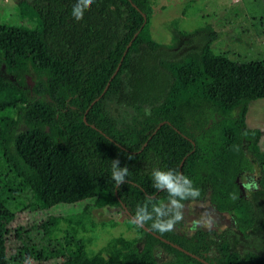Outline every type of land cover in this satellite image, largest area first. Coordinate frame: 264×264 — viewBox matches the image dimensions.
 <instances>
[{
	"label": "trees",
	"instance_id": "1",
	"mask_svg": "<svg viewBox=\"0 0 264 264\" xmlns=\"http://www.w3.org/2000/svg\"><path fill=\"white\" fill-rule=\"evenodd\" d=\"M78 2L21 0L20 21L0 23V264H8L4 236L15 216L5 195L23 194L21 211L88 202L152 215L149 232L127 216L135 237L110 238L94 254L82 240L26 250L35 263L157 264L159 251L168 257L160 264H264L256 249H231L228 231L217 240L181 231L183 207L208 198L233 214L239 232L262 230L264 241V165L251 203L236 182L256 168L261 133L246 127L245 114L264 99V61L214 54L208 25L184 33L171 24L170 43L155 42L152 0H93L76 20ZM117 159L128 169L120 186L112 179ZM155 170L179 174L178 183L188 178L200 193L181 201L182 220L164 233L152 228L171 217L152 211L169 203L167 189L154 187Z\"/></svg>",
	"mask_w": 264,
	"mask_h": 264
},
{
	"label": "rangeland",
	"instance_id": "2",
	"mask_svg": "<svg viewBox=\"0 0 264 264\" xmlns=\"http://www.w3.org/2000/svg\"><path fill=\"white\" fill-rule=\"evenodd\" d=\"M19 1L0 0V23L15 25L20 21ZM171 24L184 33L208 25L216 34L210 45L214 54L238 63L264 61V0H152L149 20L151 38L157 43L169 44ZM245 125L261 133L255 161L263 171L264 99L248 104ZM238 186L243 193L240 181ZM5 198L7 207L15 214L4 236L8 264L58 263L56 260L32 262L25 254L31 248L71 246V240H82L86 251L94 254L110 238L135 237V230L127 223L126 214L119 209H96L90 203L82 202L74 206L58 205L49 210L28 212L17 207V204L27 203L28 195L16 198L5 195ZM199 224L194 217H189L190 232ZM247 246L248 250L254 248L264 254L263 239L261 242L250 241ZM167 258L161 252H155L157 264Z\"/></svg>",
	"mask_w": 264,
	"mask_h": 264
},
{
	"label": "flooded vegetation",
	"instance_id": "3",
	"mask_svg": "<svg viewBox=\"0 0 264 264\" xmlns=\"http://www.w3.org/2000/svg\"><path fill=\"white\" fill-rule=\"evenodd\" d=\"M255 165L256 168L253 173L250 174L243 173L241 177L236 181L237 185H238V181H240L243 186V193H241L239 189L240 195L243 198L247 199L250 203L252 202L251 194H254L256 191L259 190V179L262 175V170L258 168V164L256 161H255ZM250 185H255V187H248ZM258 202L262 206L264 200L262 201L261 199H258ZM252 204L255 207L256 203L253 202ZM121 210L124 213L126 211L125 208L124 209L121 208ZM183 213L186 216V219L183 226L181 227V231L185 232L186 234H191L196 230H202L208 233L209 236H213V239L215 240L219 239V236L220 237L224 236V232L228 231L230 233L228 236L229 238L228 246L237 252H241L242 249H247L248 242L254 240L261 242L263 239L261 236L262 230L254 231L252 228L247 227L244 230V232H239L236 229L233 220V214L231 212L217 210L213 205L210 204L208 198H205L204 200L201 201L187 203L183 207ZM262 214H263V210L262 207H260L259 211L257 212L259 225H261V219H259V216ZM126 216L128 215L126 214ZM190 216L194 217L200 223L198 226H196L197 228L192 232H190L191 230L188 226ZM257 235L259 237H257ZM234 236H236L237 238L235 239ZM250 250H254V248Z\"/></svg>",
	"mask_w": 264,
	"mask_h": 264
},
{
	"label": "clouds",
	"instance_id": "4",
	"mask_svg": "<svg viewBox=\"0 0 264 264\" xmlns=\"http://www.w3.org/2000/svg\"><path fill=\"white\" fill-rule=\"evenodd\" d=\"M93 3V0H79V2L74 6L72 15L76 20H81L85 9ZM120 161L113 160L112 162V179L116 182L117 186H120L125 182V177L128 175L127 167L120 168ZM153 179L155 181L154 187L157 189L166 188L169 194V203L167 206L161 204L159 206H153L152 211L157 217H161L171 213V217L161 222L157 220L152 224V228L161 233L173 230L175 224L182 220V204L181 201L188 199L190 197H198L200 195L199 191L192 187V181L183 176L182 183H178L177 180L180 179V175H173L172 171H159L155 170L153 172ZM248 187H255V185H250ZM152 220V215L146 213L143 209L137 212L134 216V222L143 226L147 221Z\"/></svg>",
	"mask_w": 264,
	"mask_h": 264
},
{
	"label": "water",
	"instance_id": "5",
	"mask_svg": "<svg viewBox=\"0 0 264 264\" xmlns=\"http://www.w3.org/2000/svg\"><path fill=\"white\" fill-rule=\"evenodd\" d=\"M127 47H128V45L126 46L125 51H124L123 54H122V57H123V55L125 54ZM120 61H121V60H120ZM118 67H119V63H118V65H117V67L115 68L114 72L112 73V75L110 76L109 81L112 79V77H113V76L115 75V73L117 72ZM109 81H108V82H109ZM108 82L106 83V85H105V87H104V89H103L101 95H102L103 92L106 90L107 85H108ZM101 95H100V96H101ZM97 99H98V98H97ZM97 99H95L93 102H91L90 106H91V105H92ZM163 123H164V122H161V123L155 128V130H157L158 127L161 126ZM92 128H93V127H92ZM121 208L124 209V207H123L122 205H121ZM125 213L129 216L130 219H132V220L134 221V218H133V217H131L126 211H125ZM140 227H141L143 230L149 232L144 226H140ZM152 235H153V234H152ZM153 236H154L155 238H158L159 240L163 241L164 243L169 244V245L172 246L173 248H175V249H177V250H179V251H182L184 254L189 255V256L195 258L193 255H191V254H189V253H187V252L181 250L179 247H177V246H175V245H172V244L168 243V242L165 241V240H162L161 238H159V237L156 236V235H153ZM195 259L198 260V261H200V262H202L200 259H197V258H195Z\"/></svg>",
	"mask_w": 264,
	"mask_h": 264
}]
</instances>
